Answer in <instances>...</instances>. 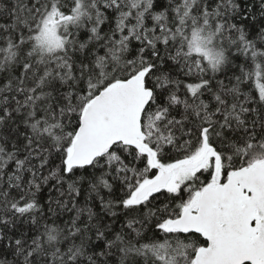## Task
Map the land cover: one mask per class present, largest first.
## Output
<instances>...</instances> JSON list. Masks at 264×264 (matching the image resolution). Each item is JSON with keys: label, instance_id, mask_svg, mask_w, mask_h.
I'll list each match as a JSON object with an SVG mask.
<instances>
[{"label": "snow or ice", "instance_id": "6c2138e0", "mask_svg": "<svg viewBox=\"0 0 264 264\" xmlns=\"http://www.w3.org/2000/svg\"><path fill=\"white\" fill-rule=\"evenodd\" d=\"M0 264H264V0H0Z\"/></svg>", "mask_w": 264, "mask_h": 264}]
</instances>
